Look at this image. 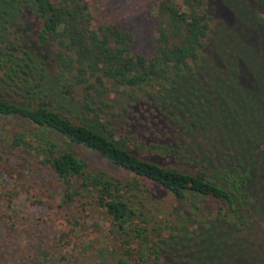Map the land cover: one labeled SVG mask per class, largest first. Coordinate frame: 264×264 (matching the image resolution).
<instances>
[{"label": "trees", "instance_id": "trees-1", "mask_svg": "<svg viewBox=\"0 0 264 264\" xmlns=\"http://www.w3.org/2000/svg\"><path fill=\"white\" fill-rule=\"evenodd\" d=\"M236 1L238 5L224 0L239 21L234 29L214 19L206 0H156L149 11L155 25V49L146 56L135 51L130 31L114 22L96 21L91 0H0V71L6 83L0 81V118L15 121L21 128L6 137L32 152L58 179L63 188L59 207L74 201L81 212L95 206L105 213L118 238V264H264V210L256 193L257 183H264V171L237 159L228 157L226 163L209 156L205 138L168 114L174 132L182 133L178 148L172 150L202 156L194 170L162 164L148 153L165 155L162 151H170L171 143L145 146L133 136L136 141L131 145L132 137L118 134L114 127L108 129V121H100L89 102L81 101L79 107L80 113L91 118L86 122L82 115L78 120L54 104L31 98H44L57 91V84L77 88L103 82L152 93L154 88H169L176 78L193 81L214 68L212 75L221 74L248 98L246 107L261 126L249 152L264 153V0ZM239 5L241 11L235 7ZM26 11L41 23L38 39L49 48V62L25 49L22 41L21 47L10 45L8 34L15 19ZM210 41L214 57L205 53ZM75 145L102 156L116 173L91 165L72 149ZM231 163L228 168L218 166ZM150 183L182 200L191 213L175 218L160 215L163 210L155 205ZM32 199L45 204L37 194ZM210 200L216 205L208 214L201 206ZM67 222L70 228L62 225L61 240H67L70 230L79 232L83 227L78 219ZM221 225L242 237L243 246L214 256L197 254L191 240Z\"/></svg>", "mask_w": 264, "mask_h": 264}, {"label": "rangeland", "instance_id": "rangeland-1", "mask_svg": "<svg viewBox=\"0 0 264 264\" xmlns=\"http://www.w3.org/2000/svg\"><path fill=\"white\" fill-rule=\"evenodd\" d=\"M91 1L92 13L97 22L116 23L133 34L135 51L146 56L154 53L156 32L149 11L156 0ZM229 1L230 4L238 5L236 0ZM206 2L214 19L224 22L228 27L234 25V29L238 28L239 21L224 0ZM235 7L241 11L243 6ZM21 14L15 19L11 28L12 34H8L11 38L10 45H19L22 41L25 49L46 59L49 56V48L40 44L38 39L41 23L29 11ZM205 53L209 57L215 56L212 41L207 45ZM46 60L49 62L50 57ZM192 65L190 68L194 69L195 64ZM212 69L214 68H207L211 74L206 73L203 76L199 73L193 81L188 78H176L178 80L172 82L169 88H154L152 93L138 89L130 91L113 82L93 85L89 83L90 88L86 85L74 88L66 87L67 84H57V91L44 98L32 97L31 101L43 100L54 104L73 118L78 119L82 115L86 122H90L91 118L83 112L80 113L79 107L81 101L89 102L100 121H108V129L114 127L118 134L126 138L132 137L131 145L136 140L144 141L145 146H167L171 143L172 150L178 148L176 143L182 138V133L174 132L175 125L171 123L166 115L168 114L174 116L177 121L182 120L184 128L191 127L197 137L205 138L209 156L226 163L228 157L232 161L237 159V162L242 161L245 165L264 171V153L249 152L256 129L261 126L257 123L254 113H250L246 107L248 98L232 88L221 74L212 75ZM2 73L3 71H0V81L5 85V75ZM20 80L17 79L18 83ZM1 87L0 91H3ZM65 88H69L66 93L63 92ZM14 122L0 118V264H118V238L115 232L110 230L108 217L95 206L87 212H81L74 201L67 207H59L63 188L58 179L39 164L32 152H26L23 146L14 145L7 139V133L14 134L21 129ZM97 126L106 133L102 126ZM185 137L190 139L188 134ZM195 144L200 145L198 142ZM72 149L91 165L116 173L117 169L93 150L78 145L72 146ZM171 150H163L165 155L152 151L148 153L162 164L184 170H194L200 166L201 154L181 155ZM232 165L233 163L218 166L228 168ZM257 185L256 193L262 211L264 183L258 182ZM149 186L156 198L155 205L163 210L160 215L175 218L181 213H191L188 206L169 191L155 183H150ZM33 194H37L45 204L34 202ZM215 205L216 203L210 200L201 207L210 214ZM66 219L71 222L78 219L83 227L79 232L70 230L67 240H61L62 225L68 230L70 228ZM191 242L193 250L200 256H214L213 253L218 251H233L244 244L242 237L234 235L222 225L214 227L213 230L205 229L199 232Z\"/></svg>", "mask_w": 264, "mask_h": 264}]
</instances>
